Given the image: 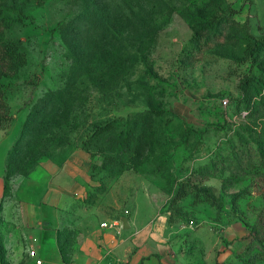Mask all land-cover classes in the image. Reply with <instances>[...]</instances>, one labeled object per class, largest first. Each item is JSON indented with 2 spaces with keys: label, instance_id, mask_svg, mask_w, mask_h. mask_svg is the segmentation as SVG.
<instances>
[{
  "label": "rangeland",
  "instance_id": "obj_1",
  "mask_svg": "<svg viewBox=\"0 0 264 264\" xmlns=\"http://www.w3.org/2000/svg\"><path fill=\"white\" fill-rule=\"evenodd\" d=\"M0 76L18 181L80 158L78 200L157 199L200 264L264 243V0H0Z\"/></svg>",
  "mask_w": 264,
  "mask_h": 264
},
{
  "label": "crops",
  "instance_id": "obj_2",
  "mask_svg": "<svg viewBox=\"0 0 264 264\" xmlns=\"http://www.w3.org/2000/svg\"><path fill=\"white\" fill-rule=\"evenodd\" d=\"M11 144L12 137L0 134V264H200L182 242L183 227L157 214V199L137 196L132 214L124 216L127 229L123 216L115 220L104 206L78 200L87 177L80 158L40 163L20 182L12 175L2 199Z\"/></svg>",
  "mask_w": 264,
  "mask_h": 264
},
{
  "label": "trees",
  "instance_id": "obj_3",
  "mask_svg": "<svg viewBox=\"0 0 264 264\" xmlns=\"http://www.w3.org/2000/svg\"><path fill=\"white\" fill-rule=\"evenodd\" d=\"M100 17L104 18L103 15H100ZM13 49L14 48H12V47H8L6 51L8 54L12 55V54H14ZM1 87H2V83H1V76H0V89H1ZM148 113L151 114L152 116H159L162 113V110L150 109L148 111ZM9 121H10V115H9L8 107L0 102V129L5 128L7 126V124L9 123ZM117 124H118V121L115 118H113V119L109 120L108 122L96 127L95 133L97 135H101L105 132L113 131V130H115V127ZM125 140H126L127 144H129V139L125 138ZM9 153L10 152L8 150L7 158L9 156ZM6 168L7 167L5 164L4 188H3L4 192H3L2 199L9 192V179L12 176L11 173L7 172ZM189 183H190L189 180L181 181L179 183L178 188L176 190V193L174 195V199L184 198L185 196H187L190 193L195 196L194 201H196V199H198L199 192L192 189L190 187ZM260 221H261V223H264L263 213H260V215H259V222ZM256 232H257L256 229L252 230L253 236H254V234L256 235ZM253 245H254L253 247H249V248L255 249L256 251H254L251 254V256L248 258V260L243 262V264H257L259 262L264 264V243H262L261 241H259V242L257 241V244H253ZM0 250H1V248H0Z\"/></svg>",
  "mask_w": 264,
  "mask_h": 264
},
{
  "label": "built area",
  "instance_id": "obj_4",
  "mask_svg": "<svg viewBox=\"0 0 264 264\" xmlns=\"http://www.w3.org/2000/svg\"><path fill=\"white\" fill-rule=\"evenodd\" d=\"M114 224H115V226H116V225H120V222H119V221H118V222L115 221ZM100 225H101L102 227H105V226H106V223L103 222V223H101ZM29 254H30V256H33V257H34V256H35V251H34V250H30V251H29ZM36 263H40V260H36Z\"/></svg>",
  "mask_w": 264,
  "mask_h": 264
},
{
  "label": "water",
  "instance_id": "obj_5",
  "mask_svg": "<svg viewBox=\"0 0 264 264\" xmlns=\"http://www.w3.org/2000/svg\"><path fill=\"white\" fill-rule=\"evenodd\" d=\"M120 221H121V227L123 229H127L129 227V223H128V220L126 217H124V216L121 217Z\"/></svg>",
  "mask_w": 264,
  "mask_h": 264
}]
</instances>
